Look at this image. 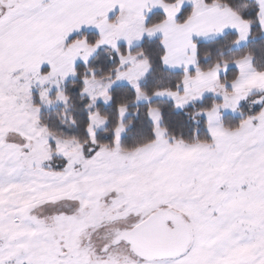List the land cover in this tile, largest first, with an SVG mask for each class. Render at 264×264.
I'll use <instances>...</instances> for the list:
<instances>
[{
  "label": "snow or ice",
  "instance_id": "1",
  "mask_svg": "<svg viewBox=\"0 0 264 264\" xmlns=\"http://www.w3.org/2000/svg\"><path fill=\"white\" fill-rule=\"evenodd\" d=\"M0 264H264V0H0Z\"/></svg>",
  "mask_w": 264,
  "mask_h": 264
}]
</instances>
